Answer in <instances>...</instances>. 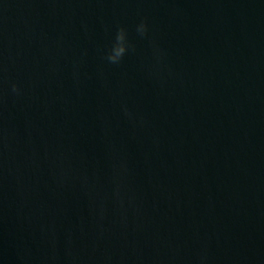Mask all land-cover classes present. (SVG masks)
Returning <instances> with one entry per match:
<instances>
[{
  "label": "water",
  "instance_id": "water-1",
  "mask_svg": "<svg viewBox=\"0 0 264 264\" xmlns=\"http://www.w3.org/2000/svg\"><path fill=\"white\" fill-rule=\"evenodd\" d=\"M0 97V264H264V0H0Z\"/></svg>",
  "mask_w": 264,
  "mask_h": 264
},
{
  "label": "clouds",
  "instance_id": "clouds-1",
  "mask_svg": "<svg viewBox=\"0 0 264 264\" xmlns=\"http://www.w3.org/2000/svg\"><path fill=\"white\" fill-rule=\"evenodd\" d=\"M135 30L139 36L146 37L148 34V24H147L146 20L142 19L136 25ZM130 49L134 51V46L131 44V42L128 39V30L126 27L120 26L116 30L115 39L111 45V48L109 49V51L105 55L104 59H106L107 62L110 64L118 65L122 62L124 56L129 52ZM155 54L157 56V60H159L160 55H159L158 50L156 51ZM11 92L16 96H19V95H21L22 90L18 84L12 83L11 84ZM0 102H2V97H0ZM124 115L127 116L129 119L132 118V114L127 110V108L124 109ZM125 171H126V169H125ZM63 178H64V173H61V180H63ZM82 182L86 186L88 183L87 177H84ZM113 183H114L113 197L119 203L120 207L123 208V199H122L123 185H122L121 180L119 178V174H117L114 177ZM104 211H105L104 205H103V203H101V205H100V217H101V219L104 218ZM199 264H208V256L206 253H202L201 256L199 257Z\"/></svg>",
  "mask_w": 264,
  "mask_h": 264
}]
</instances>
